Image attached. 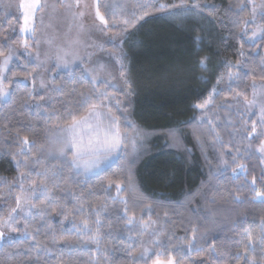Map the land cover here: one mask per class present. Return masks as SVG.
Wrapping results in <instances>:
<instances>
[{"label":"trees","instance_id":"16d2710c","mask_svg":"<svg viewBox=\"0 0 264 264\" xmlns=\"http://www.w3.org/2000/svg\"><path fill=\"white\" fill-rule=\"evenodd\" d=\"M98 3L111 28V18L132 11L135 0ZM195 3L198 6L188 0L184 8L169 10L178 11L177 15L153 10L122 34L126 80L131 84L127 107L134 124L149 138L136 157L129 156V144L110 169L91 177L81 178L63 161L45 157L57 117H66L70 109L86 114L79 108L81 93L92 95L93 86L83 79L82 69L53 74L48 105L42 111V95L33 90L34 65L24 57L11 64L5 74L12 81L5 82L11 96L0 103V218L12 209L20 173L27 172L17 168V160L25 159L32 166L31 161L43 153L34 172L47 171L55 179L45 181L52 198L51 203L41 201L46 215L34 214L17 238L0 241V264H137L135 258L149 230L152 254L146 264L157 257L163 262L174 258L176 264H253L252 256L255 264H264V244L259 240L253 242L254 253L237 259V254L245 255V230L255 236L264 224V200L255 194L264 193L263 161L257 151L263 128L256 115L228 118L225 107L233 98L248 99L253 82H264V41L252 43L242 35L250 14L248 0ZM260 24L264 25V17ZM8 32L0 9V51L5 55ZM11 42L19 50L24 47L19 32ZM29 44L33 51L34 42ZM230 71L239 79L229 80ZM113 94L122 102L123 93ZM210 94L212 102L197 108ZM111 115L120 118L122 128L127 125L115 108ZM252 121L257 122V135L249 139ZM24 136L35 142L28 157L19 155ZM32 178L44 180L34 174ZM114 180L124 182L126 190L119 195L115 183L110 184ZM129 219L134 222L129 224ZM84 220L93 233L99 232V244L80 231ZM193 242L199 251L189 250Z\"/></svg>","mask_w":264,"mask_h":264},{"label":"snow or ice","instance_id":"6c2138e0","mask_svg":"<svg viewBox=\"0 0 264 264\" xmlns=\"http://www.w3.org/2000/svg\"><path fill=\"white\" fill-rule=\"evenodd\" d=\"M60 7H63L66 12L73 18L74 22H79V27L83 28L82 20L86 15V9L90 7V5L86 2V0H57ZM188 3V0H179V3L167 4L161 2V0H147V2H141V0H135V3L131 5L132 11L130 12H122L119 17H115L114 13H110L111 18V28L109 27V18L100 11L101 5L98 3V0H94L95 6V19L100 21L104 27L100 29L101 31H113L118 36L126 33L130 27H134L140 20H142L145 16H148L151 11H159V12H168L169 15H177L178 11L173 12L169 11L170 9L179 10L184 8ZM193 6H198L193 0ZM55 6L49 3V0H20L18 3V9L22 10V19L23 24L19 27V33L25 37L24 40V48L28 49L30 47L29 41H33L36 44H39L40 41L37 39V25H43L45 22V16L48 13L49 9L54 8ZM103 7L108 8L107 5ZM262 11L260 15L264 17V0L260 5ZM243 10V6L241 8ZM251 21L245 20V30L243 32V36H248L247 26L251 23L256 25V16H257V6L253 4L251 9ZM20 17H17L19 20ZM122 25V26H121ZM259 37L262 41H264V25H256L254 30L251 33L250 39L255 40ZM75 43H78L75 42ZM122 43V41H121ZM241 55H244L241 53ZM0 56H3L4 59L0 62V100H7L10 98L11 93L8 91L6 86V81L8 83H12V81L8 80V77L5 73L10 71L9 64L14 58H19L17 54L9 49L8 54L5 55L3 51H0ZM47 57V53H45ZM55 60L59 63L63 64L65 67H68L72 64L77 58H79V54L75 47L69 45L65 48H60L54 53ZM35 61H40L37 64V67L43 66L44 62L41 60L40 53L32 58ZM124 54L121 53L119 57H117V62L120 64V77L125 78V66L123 63ZM83 62V61H82ZM204 61H201L203 65ZM262 71H264V67H262ZM25 79H28V76H25ZM83 79H88L87 71L85 72ZM239 79V76H235L231 71L229 72V80ZM35 82V77H33V83ZM89 82L93 86V94L85 95L81 93L83 99L80 101L79 108L86 109V114L81 115L79 110L73 111L69 110L67 112L66 117L59 118L57 117L59 123L56 129V135L54 143L57 145L58 152L60 153V157H65L63 163H65L69 168L74 171L83 170L85 174L91 173L96 169H101L104 166V170H108L111 168L113 162H118L121 159L120 153L124 151L129 144H131L133 150L136 148V139L133 137L129 138L128 130H135L136 134H139V130L136 129L134 124L128 123L126 126L122 128L120 118L118 116L111 115L113 108L116 109L117 112H121L126 110L125 105H122L121 100L118 96L114 95V91H119L123 93V89L118 88V85L111 84L108 80L98 81L95 76L89 80ZM17 87L21 86V82H15ZM99 84H103L105 86V91H101L99 88ZM125 84L128 88H131V84L125 79ZM41 87H44V81L41 80ZM231 87V86H230ZM112 89L113 91H109L107 89ZM253 89V99L248 100L247 96L245 99V107L251 109L256 106L257 101V90L259 89V94L261 97L260 100V125L264 126V84L257 85L255 82L252 84ZM216 89H213V93H216ZM130 95V93H127ZM31 95V93H29ZM239 96L240 93H237ZM43 99V97H40ZM212 102V94L209 95V98L205 100L201 104H197V108H206L209 103ZM239 103V101H237ZM106 110V111H105ZM247 123V122H245ZM252 127L249 132V139L255 138L257 135V122L252 121ZM217 139L219 137L217 136ZM23 147L19 153L22 157H28V154L35 148V142L29 140L27 136H24L21 141ZM30 145V146H29ZM257 151L264 154V140L261 141ZM70 153L71 160L68 161L66 159L67 155ZM60 157H56L59 159ZM44 159V154L41 153L39 159H35L31 161V167L27 160H17V168H26L27 173H20L19 180V192L20 194L15 197V207L10 210L6 218H0V241H2L5 237L4 229H8L9 231H20V229L15 227V224L19 222L21 218L32 217L33 213L31 212V208L36 207L35 201L43 197L44 199H48L49 203L52 202V198L47 196L48 185L45 183L46 180H54L55 174L52 177H48L47 171L34 172V166L38 165L41 160ZM134 163V160L129 161V164ZM241 171H243V166H241ZM43 176L44 180L41 181L42 186L25 188L24 184L28 180V177L31 175ZM129 183H131L130 175L127 177ZM35 185V181H32ZM111 183H115L116 191L118 195L125 191L126 189L122 188L123 181H110ZM255 184V180H253V185ZM253 191L255 189L253 188ZM39 194V195H38ZM256 197L264 200V193L260 191H255ZM122 203L127 204L128 201L122 200ZM27 206V207H25ZM127 209H125V213ZM23 214V216L21 215ZM64 214L63 212L61 213ZM37 215L44 216L46 212L42 211ZM134 221L132 219L128 220V223L131 224ZM95 224L97 229L102 227L99 219V212L97 213V219L95 220ZM43 227V225H41ZM74 227H77L74 225ZM80 227V231L89 236L93 241L99 244V232L93 233L92 229L88 227V221L84 220ZM193 240L195 239V229H193ZM25 236H30L31 234L25 232ZM34 239V237H32ZM245 238L248 241V244L243 247L244 257H241L237 254V259H247L248 254L254 253L256 248L253 246L254 240H259L261 244H264V224L260 225V231L258 235H253L251 231L245 230ZM35 247H39V244H36ZM190 251L199 249L195 248L194 242L190 244ZM149 250L147 248L144 249L141 258L146 259L150 258ZM251 260L253 264H255V257L252 256ZM155 264H161L159 257H157ZM167 264H176L174 258H169Z\"/></svg>","mask_w":264,"mask_h":264},{"label":"rangeland","instance_id":"374dc122","mask_svg":"<svg viewBox=\"0 0 264 264\" xmlns=\"http://www.w3.org/2000/svg\"><path fill=\"white\" fill-rule=\"evenodd\" d=\"M19 2L20 0H0V9L2 11L5 21L8 23L9 26V32L6 39L8 45V51L9 49L13 50L19 57L18 59L14 58L10 62L9 67L11 66L12 63L17 62L22 57H24L34 65L35 72L33 74V77H35V82L33 83V90L35 93L40 94L43 97V99L39 104L42 111H45L48 105L49 82L53 74H57L59 72H70L75 68H81L84 74L87 71L89 80L92 78V76H95L98 81L108 80L111 84L118 85V88L123 89L124 98L122 100V105L127 106L128 88L127 85L125 84L126 73H125V78L120 77V72H119L120 64L117 62V57H119L121 53H123L124 54L123 63L126 69L127 63L125 58V51L123 48V42L121 43L122 35L118 36L117 34H110L108 31L100 30L104 26L100 24V21L98 19H95L94 0H86V2L90 5V7L85 10L86 15L82 20L83 28L79 27V22L73 21V18L66 12V10L63 7H60L57 0H49V3L54 5L55 7L48 10L47 15L45 16L44 24L37 25L38 31L36 36L37 39L40 41V43L36 44L34 42L35 49L33 51L25 49L24 47L22 50H19L11 42V38L16 34V32H19V27L22 26L23 24L22 10L18 9ZM248 2L250 7V14L247 20L251 21L252 19L251 9L253 4H255L257 6L256 25H261L260 19L262 16L260 15V12L262 11V9L260 5L262 3V0H248ZM17 17H20V19L17 20ZM256 25L250 23L247 26L248 36H244L247 41L252 43L260 39L259 37H257L255 40L250 39L251 33L256 27ZM244 30L245 27L243 29V32ZM20 35L25 40V37L22 34ZM77 41L78 43H75ZM69 45L75 47V49L79 54V58H77L68 67H65L63 64L55 60L54 53L58 49L65 48ZM38 52L40 53L41 60L45 61L43 66L41 67L36 66L37 64L40 63V61H35L32 59L37 55ZM45 53H47V57L45 56ZM3 59L4 57L2 58L1 62L3 61ZM41 80L44 81V85H45L44 87L40 86ZM255 83L257 85L264 84V82H255ZM252 84H251V94L248 100L253 99ZM99 85H103V84H99ZM260 100L261 97L259 94V89L257 90L258 103L256 106L252 107L251 109L245 107V100H242L238 97L233 98L229 100L225 105L227 110L226 116L228 115V118H230V116L232 115L239 117L242 116L249 119L251 118V116L256 115L258 121H260ZM4 101L5 100H0V103ZM237 101H239V103H237ZM120 113L124 117L127 124L128 123L134 124V122L130 117L128 107H126V110H123ZM262 128L264 135V126H262ZM136 129L139 130L138 135L136 134L135 130L129 129V133H128L130 139H132L133 137H135L136 139L135 150H133L131 144L129 147V156L131 158L136 157L142 151L145 142L149 138V133L145 132L138 126H136ZM55 135H56V130L49 135L48 138L49 144L47 150L45 151V157H47V159L49 160L63 161L65 157H60V153L58 152L57 145H55L54 143ZM259 154L262 158L263 161L262 166L264 168V154H262L261 152H259ZM56 157H60V158L57 159ZM66 159L68 161L71 160L70 153L67 155ZM102 170H104V166H102L101 169H96L91 173L85 174L83 170L74 171L72 169V171L81 178L94 176L100 173ZM32 181L34 180L31 175L28 177V180L25 182L24 187L32 188V187L42 186L39 181H35L36 182L35 185L32 183ZM17 185H18V193H17L18 196L20 194L19 183ZM46 195L49 196L48 193H46ZM38 200H36L35 203L38 202L39 204H36L35 208H31V212L33 213V215L39 213L40 211H43L46 208L45 202L48 199H44L43 197H41ZM41 201H45L44 204L41 205ZM39 205H41V207H38ZM10 206L14 208L16 206L15 202L11 203ZM21 215L23 216L22 213ZM30 218L31 217H28L26 219L21 218L19 222L15 224V227L21 229L24 223ZM4 232H5L4 239L6 241L17 238L20 233V231H9L8 229H4ZM151 233H152L151 230H149L148 236ZM148 236L145 237V239H143L141 249L135 258V262L137 264L147 263L149 258L146 259L141 258L145 248L149 250L148 253L149 257L152 254V248L150 246ZM160 262L161 264H167V262H163V261ZM150 264H155V262Z\"/></svg>","mask_w":264,"mask_h":264}]
</instances>
